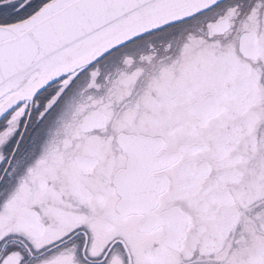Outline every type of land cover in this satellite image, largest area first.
Here are the masks:
<instances>
[{"label":"snow or ice","instance_id":"1","mask_svg":"<svg viewBox=\"0 0 264 264\" xmlns=\"http://www.w3.org/2000/svg\"><path fill=\"white\" fill-rule=\"evenodd\" d=\"M0 264H264V0H0Z\"/></svg>","mask_w":264,"mask_h":264}]
</instances>
